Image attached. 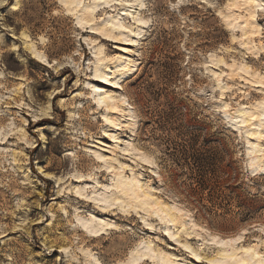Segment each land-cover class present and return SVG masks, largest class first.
<instances>
[{"label": "rangeland", "instance_id": "rangeland-1", "mask_svg": "<svg viewBox=\"0 0 264 264\" xmlns=\"http://www.w3.org/2000/svg\"><path fill=\"white\" fill-rule=\"evenodd\" d=\"M96 4L0 0V264L264 255V175L248 166L264 159L255 136H264V0ZM90 11L96 24H79ZM131 42L135 55L125 57ZM117 60L109 79L123 91L95 79ZM128 60L135 73L114 79ZM94 87L126 99L109 127ZM118 175L142 180L151 202L174 209L170 222L129 204ZM129 205L138 211L122 210Z\"/></svg>", "mask_w": 264, "mask_h": 264}, {"label": "bare ground", "instance_id": "bare-ground-1", "mask_svg": "<svg viewBox=\"0 0 264 264\" xmlns=\"http://www.w3.org/2000/svg\"><path fill=\"white\" fill-rule=\"evenodd\" d=\"M91 2H93L94 5H96V7L98 6L96 3L98 0H89ZM71 3H73L72 1H69L68 6H71ZM246 4V2H245ZM238 6V4H235ZM138 6H142V3H139ZM87 9L82 10V14L86 15ZM93 11H90V14L86 17V19H84L83 21H80L79 24L85 23L89 26H94L96 24V18L92 15ZM251 16V14H250ZM110 24V23H108ZM115 28V27H114ZM127 28L124 27L123 25H117V30H119V34H123L125 32ZM102 34L104 36H107L108 38H115L114 33L110 32L108 30V28H105L103 30H101ZM257 32V31H256ZM132 43V42H131ZM137 42H133L130 48L125 49L124 53H125V57L127 56H134L135 55V51H134V46H136ZM101 51L98 53V55H101ZM121 59V58H120ZM105 61V56L104 57H100L99 58V65L100 63H103ZM129 63H127V65L120 67L119 70H117L116 72H118V74L116 75V77L114 79H122L124 77L130 76L132 74L135 73L136 71V67L137 64L133 61L128 60ZM114 65V67L111 68H106V72H99L98 74L95 75V79L97 80V84H107L109 86L111 85H115L117 90H121L123 91V86L121 83L117 82V84H114L113 81H111V79H109V75L113 74L114 71L113 69L118 67L119 61H115L112 63ZM112 87V86H111ZM93 88V87H92ZM95 88V87H94ZM96 92L94 94V100H97V104L99 105V109H105V113L102 114V120L107 124V127H109L110 125H113L116 121V116L120 113H124L125 112V105L128 106L126 104V99L125 97H122L121 99V95H120V99H116L113 98L110 95H105L103 94V91L101 90L102 88H95ZM59 94V93H57ZM223 117H227L226 113L223 114ZM128 122L127 121L125 124H123L122 128H127L128 127ZM227 124H230V122H228L226 120ZM256 139L260 140L261 136L258 134H255ZM258 152V151H257ZM254 152H252L253 154ZM255 154V153H254ZM255 163H259L260 167L258 168V171L264 175V159H254L251 157L250 161H249V169H252V166ZM263 164V165H262ZM257 165V164H255ZM247 166V167H248ZM124 177L123 176H117L116 177V181L118 183V189H120V194L123 198L125 199H129V204H137L140 203L141 205H145L147 207H150L151 211H157L158 213H156L157 218H159L160 220H164L166 221V223L170 222V219L173 218V210L170 207L167 206H163L161 203L159 202H151L152 200V196L151 193L149 191H143L142 192V186H144L143 181L142 180H137L134 179L133 181H128V182H124L123 181ZM111 205V204H110ZM109 205V206H110ZM104 226H108V224L106 225H101L100 227L96 226L90 229V232L92 233L93 231L96 232H101L103 231V227ZM175 237V235H173ZM172 236V237H173ZM2 237V236H1ZM4 237V236H3ZM100 237V236H98ZM176 238V237H175ZM183 248H185V250L187 251H191L192 256L196 259V261L198 262L199 259V255L196 251H194L191 246L189 244H183ZM249 251H245L244 250V254L252 252L250 259L248 261L246 260H238L236 261L234 264H241V261L244 262V264H250V263H254V264H264V255L259 254V252H257L255 249H248ZM149 252L153 253V250L149 248ZM148 254H141L139 255V257H137L136 259H133L132 262H138L139 260H141L142 258H144L145 256H147ZM236 251L232 250V252L230 254H225L223 255L224 260L225 261H231L232 258H236ZM227 264V263H225Z\"/></svg>", "mask_w": 264, "mask_h": 264}, {"label": "snow or ice", "instance_id": "snow-or-ice-1", "mask_svg": "<svg viewBox=\"0 0 264 264\" xmlns=\"http://www.w3.org/2000/svg\"><path fill=\"white\" fill-rule=\"evenodd\" d=\"M98 2H99V3H104V0H98ZM260 138H261V139H264V136H262V137H260ZM119 204H120V201H116V205H119ZM116 205H113V206H116ZM129 209H131L132 211H138V209L132 208L131 205L128 206V209H122V210L127 211V210H129ZM161 223H165V221H164V220H161ZM108 227H113V226H112V225H108ZM91 234H92V235H99L100 233H99V232H96V231H93ZM172 238L175 239L174 236H173ZM218 239H219V238L214 239V240L212 241V243H217V240H218ZM239 241H240V237L237 236V237H235V239H233V240L222 241V242L220 243V246H221V247H224V246H226V245L236 244V243H239ZM181 247H183V245H181ZM245 251H249V250H248V249H245ZM208 264H222V262H221V261H213V260H210V261H208ZM241 264H244V262L241 261Z\"/></svg>", "mask_w": 264, "mask_h": 264}, {"label": "trees", "instance_id": "trees-1", "mask_svg": "<svg viewBox=\"0 0 264 264\" xmlns=\"http://www.w3.org/2000/svg\"><path fill=\"white\" fill-rule=\"evenodd\" d=\"M198 187H199V189H201L202 190V188L204 189V187H203V185H201V183H198V185H197Z\"/></svg>", "mask_w": 264, "mask_h": 264}]
</instances>
